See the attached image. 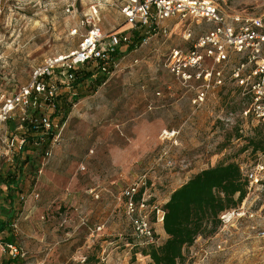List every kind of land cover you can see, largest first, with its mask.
<instances>
[{"label": "rangeland", "instance_id": "obj_1", "mask_svg": "<svg viewBox=\"0 0 264 264\" xmlns=\"http://www.w3.org/2000/svg\"><path fill=\"white\" fill-rule=\"evenodd\" d=\"M126 1L0 0V97L28 83L33 69L48 57L75 49L93 27L106 36L135 35L122 13ZM217 2L231 15H264V0ZM191 26L196 33L206 28ZM170 29L145 44L134 38L135 46L121 54L112 72L84 80L74 96L65 93L72 99L60 101L59 118L68 112L60 119L65 125L54 149L52 187L35 199L34 215L19 223V234L13 231L26 253L20 264H154L141 250L162 244L167 235L153 207L163 210L171 192L202 169L255 162V152L245 147L257 130L242 126L239 91L232 84L212 89L197 106L194 91L168 72L170 51L189 44L181 24L170 23ZM10 164H4L6 172ZM77 171L83 186L102 190L99 198L86 194V206L66 201L69 176ZM144 175L152 242L136 238L122 198L123 190ZM246 197L245 210L254 217L237 216L214 235L198 237L177 264H264V238L257 235L258 228L264 229V189Z\"/></svg>", "mask_w": 264, "mask_h": 264}, {"label": "built area", "instance_id": "obj_2", "mask_svg": "<svg viewBox=\"0 0 264 264\" xmlns=\"http://www.w3.org/2000/svg\"><path fill=\"white\" fill-rule=\"evenodd\" d=\"M122 13L144 44L152 36L170 34L168 21L181 24L183 38L189 44L170 51L168 72L183 87L194 91L193 103L197 106L206 101L212 89L232 84L243 99L238 115L244 122L243 128L253 126L264 144V15H231L217 0H127ZM192 24L206 28L196 33ZM77 32L74 29L72 34ZM132 46H135L134 35L115 32L106 36L100 28L93 27L75 49L48 57L33 69L28 83L1 95L0 157L13 162L25 145L31 144L42 152L38 173H43L60 143L65 125L57 112L63 87L73 88L83 68L93 71V76L109 74L117 67L118 56ZM16 120L20 125L16 131L10 130L8 125ZM255 154L254 163H239L249 182V196L264 189V149ZM145 176L124 189L122 198L136 238L152 242L154 230L149 214L152 205ZM244 199L239 208L220 216L224 226L237 216H255L254 212L245 210L248 197ZM152 210L163 221L164 211L157 206ZM12 226L16 227L15 221ZM257 235L264 238V229L258 228ZM0 247L10 256L11 264H20V259L25 257L17 242L0 243Z\"/></svg>", "mask_w": 264, "mask_h": 264}, {"label": "trees", "instance_id": "obj_3", "mask_svg": "<svg viewBox=\"0 0 264 264\" xmlns=\"http://www.w3.org/2000/svg\"><path fill=\"white\" fill-rule=\"evenodd\" d=\"M134 38L141 36L136 33ZM90 77L91 72H86L81 80ZM62 108L64 106H58V114L62 113ZM67 112L65 109L61 118ZM257 135L248 139L246 149L252 148L253 152L264 149L260 133ZM248 187L249 182L237 162L219 163L202 169L172 191L165 202L163 229L166 240L160 245L151 243L141 252L154 264H177L184 258L185 249L192 246L198 237L212 236L224 226L220 216L239 208L248 194ZM12 220L14 217L1 223L0 232L12 224Z\"/></svg>", "mask_w": 264, "mask_h": 264}, {"label": "crops", "instance_id": "obj_4", "mask_svg": "<svg viewBox=\"0 0 264 264\" xmlns=\"http://www.w3.org/2000/svg\"><path fill=\"white\" fill-rule=\"evenodd\" d=\"M170 23L173 22L168 21L169 25ZM85 71L91 72L90 78L95 77L93 76V71L83 68L80 71L79 79L73 84V88L63 87L60 96L61 102L63 99L66 101L72 99V96H69L70 98H68L64 95L70 93L74 96L77 94V90L82 88L81 83L84 80H81V77L86 73ZM19 125V122L16 120L10 123L8 125V128L10 130L16 131ZM57 152L58 150H54L53 154H56L49 160L48 164L46 165V167L48 166V168L45 170V173L43 175H41L42 173H38V168L41 164L42 152L40 149L32 146L31 144L25 145V147L18 154L16 160L13 162L9 161L7 158L0 157V226L1 223L10 220L12 217H14V221L16 222V227H13L12 224H10L0 232V243H4L7 241L17 242L14 241L13 231L16 232V235L19 234V223L21 224L27 220H31L34 215L35 199H38L41 195L43 196L45 191L51 189V169L55 165V162L58 158ZM6 162H11L12 164L10 165H13V167L8 169L7 172L3 168ZM16 167L18 168L16 169ZM79 170H81L79 172L83 173L86 170V166L82 164ZM69 177H71V180L69 181V184L66 188L67 191L65 195L68 196L66 201L70 205L75 202L85 206L88 205V203L90 202V196L86 194L92 193L95 198H99L101 196L102 190L97 189L98 185L83 186V182L78 176V171L74 174L71 173ZM86 186L89 187L87 188ZM37 188L40 192L37 191ZM80 189L81 191H79ZM36 193L39 195V197L37 198H35ZM168 199L169 197L167 198V200ZM9 227L13 228V230ZM17 243L19 244V242ZM3 252H0V264H11L12 260L10 256L7 253ZM21 262L22 261H19V263Z\"/></svg>", "mask_w": 264, "mask_h": 264}, {"label": "bare ground", "instance_id": "obj_5", "mask_svg": "<svg viewBox=\"0 0 264 264\" xmlns=\"http://www.w3.org/2000/svg\"><path fill=\"white\" fill-rule=\"evenodd\" d=\"M168 135H172V134H170L169 132L167 133Z\"/></svg>", "mask_w": 264, "mask_h": 264}]
</instances>
